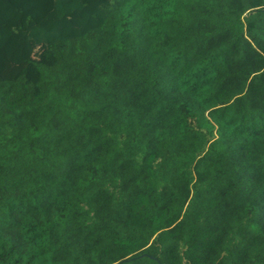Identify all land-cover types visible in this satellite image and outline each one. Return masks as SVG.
<instances>
[{"label": "trees", "instance_id": "1", "mask_svg": "<svg viewBox=\"0 0 264 264\" xmlns=\"http://www.w3.org/2000/svg\"><path fill=\"white\" fill-rule=\"evenodd\" d=\"M0 264H264V0H0Z\"/></svg>", "mask_w": 264, "mask_h": 264}, {"label": "rangeland", "instance_id": "2", "mask_svg": "<svg viewBox=\"0 0 264 264\" xmlns=\"http://www.w3.org/2000/svg\"><path fill=\"white\" fill-rule=\"evenodd\" d=\"M72 19H73V21H74L75 23H79V19H78V18L73 17ZM42 50H43L42 45H34V46H33V53H32L33 58H34V59H37V57H38V53H39L40 51H42Z\"/></svg>", "mask_w": 264, "mask_h": 264}]
</instances>
